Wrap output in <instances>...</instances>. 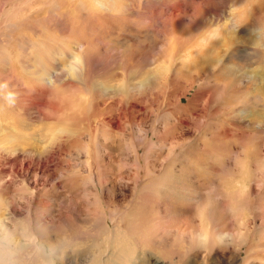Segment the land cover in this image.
Returning <instances> with one entry per match:
<instances>
[{
	"label": "rangeland",
	"instance_id": "374dc122",
	"mask_svg": "<svg viewBox=\"0 0 264 264\" xmlns=\"http://www.w3.org/2000/svg\"><path fill=\"white\" fill-rule=\"evenodd\" d=\"M0 264H264V0H0Z\"/></svg>",
	"mask_w": 264,
	"mask_h": 264
}]
</instances>
